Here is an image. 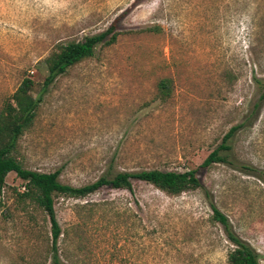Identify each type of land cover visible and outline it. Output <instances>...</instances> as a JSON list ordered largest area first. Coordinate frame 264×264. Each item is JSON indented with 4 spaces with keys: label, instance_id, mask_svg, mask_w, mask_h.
<instances>
[{
    "label": "rangeland",
    "instance_id": "374dc122",
    "mask_svg": "<svg viewBox=\"0 0 264 264\" xmlns=\"http://www.w3.org/2000/svg\"><path fill=\"white\" fill-rule=\"evenodd\" d=\"M111 25L117 41L50 85L14 155L74 186L149 169H196L202 186L170 194L133 180L131 190L56 195L66 264H229L234 245L214 205L264 264V178L202 164L261 97L264 0H0V111L26 77L39 95L57 44ZM233 145L264 170V101ZM23 184L11 172L0 190V264H49L50 217L20 197Z\"/></svg>",
    "mask_w": 264,
    "mask_h": 264
},
{
    "label": "trees",
    "instance_id": "16d2710c",
    "mask_svg": "<svg viewBox=\"0 0 264 264\" xmlns=\"http://www.w3.org/2000/svg\"><path fill=\"white\" fill-rule=\"evenodd\" d=\"M118 36L119 33L116 32L115 26L111 25L108 29L86 36L81 41L57 44L44 60L47 75L39 95H33L35 82L31 77H26L0 111V190L6 185L8 174L14 172L24 182L25 190L20 193V197L30 200L49 215L52 225L49 264H66L65 259H71L68 249L69 232L62 229L56 217V195L84 198L106 186L114 189L131 190L133 180L151 183L170 194H179L188 189H197L202 186L196 169L184 172L161 169L119 171L112 177L104 175L92 183L74 186L60 181V169L53 172L29 169L24 167L14 155L20 136L32 125L37 108L50 85L69 67L93 56L98 45L113 44L117 41ZM260 84L262 83L260 82ZM262 88L260 99L245 115L241 123L230 128L222 143L203 161V166L222 162L245 173L264 178V170L240 161L234 157L233 153V138L236 132L245 127L248 122H252L260 111L261 102L264 101V86ZM159 91L163 98L170 96L171 83L169 79H162L159 82ZM213 211V220L223 226L227 238L234 245L228 254V263L260 264L259 252L235 231L229 217L215 205Z\"/></svg>",
    "mask_w": 264,
    "mask_h": 264
}]
</instances>
